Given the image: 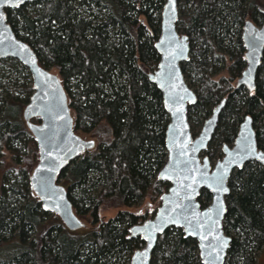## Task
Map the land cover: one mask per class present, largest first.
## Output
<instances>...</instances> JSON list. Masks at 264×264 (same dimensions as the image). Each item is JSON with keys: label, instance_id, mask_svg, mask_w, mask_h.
I'll return each mask as SVG.
<instances>
[{"label": "trees", "instance_id": "1", "mask_svg": "<svg viewBox=\"0 0 264 264\" xmlns=\"http://www.w3.org/2000/svg\"><path fill=\"white\" fill-rule=\"evenodd\" d=\"M183 1L190 11L181 14L175 29L189 38L190 48L180 71L183 79L191 74L196 86V102L186 109L188 123L203 122L225 99L211 141L230 145L247 115L256 146L264 152V124L256 126L264 116V50L253 93L233 90L231 84L244 67L242 23L261 24L264 0ZM163 2L32 0L4 10L15 37L29 47L39 66L58 77L73 132L94 146L57 177L74 214L92 226L70 232L57 216L40 210L28 187L37 149L21 112L32 94L31 82L17 62L0 61V155L6 152L16 164L0 181V248L17 251L0 258V264H128L133 251L143 246L128 232L141 219L127 211L147 200L144 213L153 215L168 188L156 179L165 162L168 118L159 91L147 80L158 62L153 44ZM209 52L230 61L222 67L230 78L211 80ZM203 155L210 156L207 151ZM96 185L100 188L95 191ZM227 188L222 230L230 242L224 264H255L264 250V167L244 164L232 172ZM209 200L201 191L197 202L204 208ZM150 264H200L196 243L179 229H168L157 238Z\"/></svg>", "mask_w": 264, "mask_h": 264}, {"label": "water", "instance_id": "2", "mask_svg": "<svg viewBox=\"0 0 264 264\" xmlns=\"http://www.w3.org/2000/svg\"><path fill=\"white\" fill-rule=\"evenodd\" d=\"M32 0H12L0 3V61L12 59L26 69L32 94L22 109L21 118L37 149V163L27 182L40 210L57 216L70 231L84 225L74 214L66 190L57 177L84 152L93 149L92 140H84L72 130V118L67 98L58 77L39 66L33 52L17 39L6 23L5 9H16ZM177 10L175 0H164L159 13V32L153 44L158 56L155 70L147 80L160 93L161 106L168 118L164 130L165 162L156 179L168 184L159 197L151 219L131 227L130 238L138 237L143 246L133 251L128 264H150L157 238L166 230L179 229L183 236L196 243L200 264H224L230 238L223 233L226 213L227 181L233 171L249 162L264 167V152L255 142V132L249 117L240 123L230 146H220L221 158L211 167L206 150L214 134L218 114L224 101L211 110L196 137H191L186 117L187 106L196 102L194 93L185 84L180 65L189 59L187 38L175 30ZM240 39L243 45L244 67L235 81V89L253 93L257 71L264 50V19L259 27L244 21ZM37 119V123H32ZM201 191L209 195V204L200 208L197 199Z\"/></svg>", "mask_w": 264, "mask_h": 264}, {"label": "rangeland", "instance_id": "3", "mask_svg": "<svg viewBox=\"0 0 264 264\" xmlns=\"http://www.w3.org/2000/svg\"><path fill=\"white\" fill-rule=\"evenodd\" d=\"M262 9H263L262 12H264V4L262 6ZM176 10H177V20H178V19H180L182 13H187V12L190 11V8L187 5V1L185 2L183 0H176ZM259 25H256V27H259ZM179 35H182V34H179ZM225 45H226V43L223 44V47H225ZM194 49H196L198 52L200 50L199 48H197L195 46H194ZM210 55H213V53L209 52L208 56L206 57V60H208V57ZM214 55H217V56L221 57L220 54H216L215 53ZM210 57L212 58V56H210ZM211 62H212V67H213L212 70L214 71V72H212L214 74L211 76L212 77L211 78L212 81L217 82L220 79H228V78H230L229 77L230 76L229 73L226 72L225 70H223V68H222L223 66L225 67V66H229L230 65V61L227 60V58H225V59L222 58V61L219 60L218 57L217 58H212ZM238 75H240V74H238ZM237 78L238 77H236V78L233 77L232 78V79H234L231 82L232 88L234 87V83H235ZM184 82L188 86V88L191 89V91L193 92V90L195 89L196 86H195V80H194V78L192 77L191 74H189L188 77H186L184 75ZM194 119H196V118H194ZM202 123H203L202 121H197V120L196 121L195 120L194 121H189V129H190L191 137H196L197 136V134L199 133L200 128L202 126ZM263 124H264V116L258 120L256 126H260V125H263ZM82 139L86 140V138H82ZM218 150H220V146H217V140L213 139L211 141V143L207 145L206 150H205V152L207 151L210 156H205V155L202 154V155H200V158H202V157L208 158V160L210 162V166L212 167L214 165V163L221 158V155L217 154ZM14 170H16V164L11 160L10 156L6 152L2 153L0 155V181H1L2 177H4V176L8 177L10 172L14 171ZM59 184H61V185L63 184L61 180L59 181ZM94 188H95V191H96V190H98L100 188V186L96 185ZM95 191H93V194H94ZM146 202H147V200H142L140 203H137L138 205L130 208L129 210L140 208L143 205H146ZM208 204H209V202L205 204V207ZM154 206H155V204L152 205V207H154ZM46 214L48 216L53 215V214H50V213H46ZM107 214H109V213H107ZM78 219L84 225V227H83L84 229L76 230L75 232H80V231L84 232L82 230H86L87 231V230L91 229L92 226L89 224V222H87L85 219H81L79 217H78ZM102 220L103 219L101 218V221ZM16 252L17 251H16L15 247L9 248L8 246H4L3 248H0V255H2V256H0V258H3V256L6 258L7 256L15 254ZM263 261H264V250L261 251L256 256V262L255 263L256 264H262Z\"/></svg>", "mask_w": 264, "mask_h": 264}, {"label": "flooded vegetation", "instance_id": "4", "mask_svg": "<svg viewBox=\"0 0 264 264\" xmlns=\"http://www.w3.org/2000/svg\"><path fill=\"white\" fill-rule=\"evenodd\" d=\"M175 3H176V0H175ZM263 15H264V12H263ZM245 21H249V20H245ZM176 22H177V20H176ZM243 22H244V21H243ZM250 22H251V21H250ZM262 22H263V21H262ZM262 22H261V23H262ZM251 23H252V22H251ZM175 24H176V23H175ZM252 24H253V23H252ZM242 25H243V23H242ZM254 25H255V24H254ZM255 26H256V25H255ZM259 26H260V25H259ZM241 29H242V26H241ZM175 30H176V29H175ZM240 35H241V31H240ZM184 36H185V35H184ZM185 37H186V36H185ZM186 38H187V42H188V47L190 48V43H189V40H188L189 38H188V37H186ZM240 40H241V39H240ZM241 43H242V42H241ZM242 47H243V45H242ZM188 54H189V53H188ZM241 71H242V70H241ZM241 71H240V72H241ZM239 74H240V73H239ZM238 77H239V76H238ZM234 87H235V83H234ZM234 87H233V90H239V89H243V90H244L243 86H242V87H239L238 89H235ZM244 91H245V90H244ZM221 100L225 101V99H221ZM221 100H220V101H221ZM220 101H219V102H220ZM218 104H219V103H218ZM218 104H217V105H218ZM217 105H216V106H217ZM216 106H214V107H216ZM223 106H224V104H223ZM214 107H213V108H214ZM213 108H212V109H213ZM222 108H223V107H222ZM222 108H221V110H222ZM212 109H211V110H212ZM211 110H210V113H211ZM221 110H220V112H221ZM220 112H219V114H220ZM210 113H209V115H210ZM219 114H218V116H219ZM246 116H247V115H246ZM246 116H244V117H246ZM208 117H209V116H208ZM208 117H207V118H208ZM244 117H243V118H244ZM247 117H249V116H247ZM207 118H206V119H207ZM243 118L241 119V122H242ZM249 118H250V117H249ZM250 121H251V118H250ZM31 122H32V121H31ZM203 122H204V121H203ZM241 122H240V123H241ZM217 123H218V119H217ZM240 123H239V125H240ZM202 124H203V123H202ZM239 125H238V127H239ZM216 126H217V124H216ZM252 126H253V125H252V121H251V127H252ZM252 129H253V127H252ZM237 130H238V128H237ZM253 130H254V129H253ZM214 132H215V131H214ZM254 132H255V131H254ZM236 133H237V132H236ZM235 136H236V135H235ZM234 139H235V138H234ZM208 144H209V143H208ZM231 144H232V143H231ZM231 144H230V145H231ZM230 145H228V146H230ZM219 151H220V150H219ZM204 152H205V151H204ZM204 152H203V153H204ZM203 153H202V154H203ZM207 159H208V158H207ZM156 175H157V174H156ZM159 197H160V196H159ZM140 202H141V200H139V203H140ZM158 204H159V198H158ZM137 205H138V204H137ZM144 207H145V205H143V206L140 207V208H136V209H133V210H129V211H127V212H132L134 216H136V217H140V219H141L139 222L133 224L132 227H133V226H136V225H140L142 222H144V221H146V220L152 218L153 215H150V213H151L150 210H147V211H146V213H147L148 215L144 213V210H143ZM141 208H142V209H141ZM72 210H73V209H72ZM123 211H125V210H123ZM76 217H77V216H76ZM77 218H78V217H77ZM255 262H256V259H255ZM255 264H256V263H255ZM262 264H264V261L262 262Z\"/></svg>", "mask_w": 264, "mask_h": 264}, {"label": "snow or ice", "instance_id": "5", "mask_svg": "<svg viewBox=\"0 0 264 264\" xmlns=\"http://www.w3.org/2000/svg\"><path fill=\"white\" fill-rule=\"evenodd\" d=\"M12 0H0V3H10ZM2 19V17H0ZM261 159H264V157H260Z\"/></svg>", "mask_w": 264, "mask_h": 264}]
</instances>
